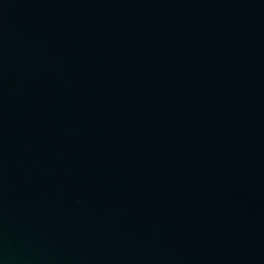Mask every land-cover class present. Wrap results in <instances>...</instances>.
Returning a JSON list of instances; mask_svg holds the SVG:
<instances>
[{
  "label": "water",
  "instance_id": "95a60500",
  "mask_svg": "<svg viewBox=\"0 0 264 264\" xmlns=\"http://www.w3.org/2000/svg\"><path fill=\"white\" fill-rule=\"evenodd\" d=\"M0 264H264V0H0Z\"/></svg>",
  "mask_w": 264,
  "mask_h": 264
}]
</instances>
